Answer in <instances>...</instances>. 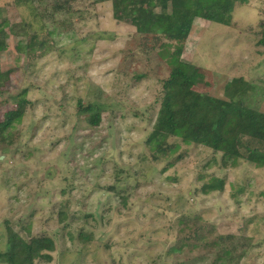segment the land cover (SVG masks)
<instances>
[{"label": "rangeland", "instance_id": "374dc122", "mask_svg": "<svg viewBox=\"0 0 264 264\" xmlns=\"http://www.w3.org/2000/svg\"><path fill=\"white\" fill-rule=\"evenodd\" d=\"M65 1L0 0L8 25L0 121L24 89L28 101L0 143V251L10 227L25 239H54L52 260L36 264H264V167L223 166L220 153L173 137V148L153 158L146 144L173 44L163 39L148 54L140 14L118 19L110 1ZM231 22L195 18L181 60L194 67L195 90L218 97L228 78L243 77L254 86L250 104L264 110V47L256 44L264 0L236 4ZM88 105L97 125L81 110ZM213 177L223 189L203 192ZM192 231L209 245L218 235L234 239L203 248L189 238L170 251ZM231 241L246 248L217 262Z\"/></svg>", "mask_w": 264, "mask_h": 264}, {"label": "trees", "instance_id": "16d2710c", "mask_svg": "<svg viewBox=\"0 0 264 264\" xmlns=\"http://www.w3.org/2000/svg\"><path fill=\"white\" fill-rule=\"evenodd\" d=\"M94 1H110L113 16L118 19L124 18L129 11L140 14L142 21L135 23L136 31L141 34L144 51L148 54L156 47H165V41L173 44L168 46L173 47V50H168L167 53L170 72L162 82L160 107L146 139L153 158H163L166 152L173 148L168 141L173 137L179 139L182 144L200 145L209 148L213 153H220L219 162L223 166L235 164L238 159H242L256 167H264V110L250 104L251 99L255 97L253 93L248 92L253 90V83L243 77H233L224 83V91L218 97L201 93L193 88V65L181 60L183 46L195 18L230 26L235 5L247 3L248 0ZM68 4L69 0H66L65 6L68 7ZM7 26V22L0 23V52L6 48ZM258 35L260 37L256 44L264 47V23ZM150 39L152 45L148 46ZM7 77L8 73L0 69V91ZM25 95L24 89L14 96L15 107L4 113V118L0 121V143L11 136V128L21 121L28 102ZM81 110L90 113L86 117L89 124L99 123L100 116L92 112L94 110L91 105L82 107ZM179 157L180 155L177 158ZM223 183V179L213 177L201 188L205 193L214 192L222 190ZM61 214L64 217V214ZM187 223V217H182L179 221L182 226ZM192 233L193 236L180 233V244L172 247L170 251L180 253L187 244V239L198 238L197 231ZM80 238L86 242L91 237L80 234ZM200 238L202 236L198 239ZM223 239L234 237L218 235L211 241L212 245L202 240L199 242L203 248L218 247L217 245L223 244ZM6 242L7 250L0 251V262L5 264L48 263L52 260L51 253L56 248L55 241L50 236L25 239L10 227L7 228ZM231 242L233 244L223 246L218 251L217 262H230L234 255L246 248L238 242Z\"/></svg>", "mask_w": 264, "mask_h": 264}]
</instances>
